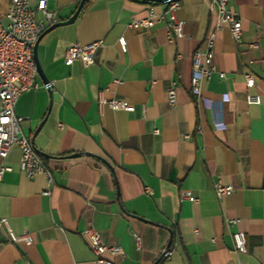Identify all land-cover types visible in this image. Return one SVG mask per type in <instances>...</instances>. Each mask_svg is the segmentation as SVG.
<instances>
[{"label":"crops","instance_id":"1","mask_svg":"<svg viewBox=\"0 0 264 264\" xmlns=\"http://www.w3.org/2000/svg\"><path fill=\"white\" fill-rule=\"evenodd\" d=\"M80 1L46 0V9L62 21ZM177 1L184 36L174 40L162 21L127 27L150 7L166 9L150 0H85L72 22L41 34L37 57L52 88L38 76L37 87L21 92L13 110L23 118L22 133L48 155L52 182L25 175L17 146L0 158L11 168L0 181V217L15 234L32 237L30 244L14 242L0 227V264H94L82 235L89 226L105 244L120 247L106 254L113 264H153L170 236L171 249L157 264H264V105L246 99L264 100V0L229 2L241 18L243 42H258L255 52L244 53L226 26L215 31L213 71L200 86L213 99L228 95L223 129L190 92L192 55L205 47L213 18L203 0ZM9 2L0 0L3 23ZM97 39L103 44L93 63H65L68 46ZM244 70L253 73V86L245 84ZM171 84L174 104L167 98ZM99 96L129 106L100 107ZM217 181L232 191L218 198ZM237 230L246 234L245 253L233 251Z\"/></svg>","mask_w":264,"mask_h":264},{"label":"built area","instance_id":"2","mask_svg":"<svg viewBox=\"0 0 264 264\" xmlns=\"http://www.w3.org/2000/svg\"><path fill=\"white\" fill-rule=\"evenodd\" d=\"M213 18V28L205 38V47L196 49L192 55V71L190 76V92L195 97L198 104L207 108L213 114V124L217 129H223L225 123L222 119L223 104L228 101V95L222 94L219 99L204 96L201 93V81L208 77L213 71L211 63V50L215 40V31L226 26L237 46L242 47L244 53L255 52L258 49L256 40L243 42L242 22L240 16L229 7L230 0H203ZM166 9L160 13L152 7L147 11L146 16L141 18H131L127 22V27L132 29L149 28L156 22L162 21L166 24L168 40H174L184 36V21L178 19L174 13L179 6L177 0H167ZM38 13L41 16H38ZM6 23L0 18V158H5L12 146H17L20 151L19 166L29 178L37 174H43L47 183L52 182L51 170L43 160V156L33 146L31 139L21 131L20 124L23 118L14 113V104L18 95L29 89L37 87V72L35 69L32 50L39 35L52 23L56 22L54 12L46 9V0H37L32 6L29 0H10L5 13ZM118 43L122 51H126L127 45L123 37L118 38ZM103 44V39L93 40L85 44L73 43L66 49L64 61L71 64L75 60H80L84 65L93 63L96 49ZM254 58H249L248 63H253ZM220 77L224 73L220 72ZM244 82L247 86L255 84V78L250 70L243 71ZM48 91L52 88V82L44 84ZM167 98L171 104L175 103V86L171 84L167 88ZM248 103L263 104L257 94L247 95ZM99 106L107 105L112 109H124L129 106V102L123 99L98 97ZM61 126V124H59ZM11 168L8 165L0 164V181L5 172ZM145 192L150 193L149 187H145ZM233 189L232 185L222 182L214 183V192L218 198L228 194ZM46 190L44 194H49ZM183 197L191 198L187 192H182ZM195 200V198H191ZM0 227L7 229L9 238L14 242H24L30 244L32 237L28 231L15 234L9 227L7 219L0 217ZM88 247L94 258V264H113L106 254L120 253L121 249L117 245L105 244L99 232L93 227H86L82 231ZM135 244L139 246V236L132 233ZM233 241V251L237 253L247 252V238L245 232L237 230L231 234Z\"/></svg>","mask_w":264,"mask_h":264},{"label":"water","instance_id":"3","mask_svg":"<svg viewBox=\"0 0 264 264\" xmlns=\"http://www.w3.org/2000/svg\"><path fill=\"white\" fill-rule=\"evenodd\" d=\"M85 0H81L79 5L77 6L76 10L73 12V14L66 20H62V21H57V22H54L52 23L50 26H48L43 32L45 31H49L59 25H62V24H66V23H70L72 22L76 17L77 15L79 14V11L81 10L82 6H83V3H84ZM150 1H157V2H166L167 0H150ZM42 32V33H43ZM41 33V34H42ZM41 34L39 35V37L41 36ZM39 37L37 38V40L35 41L34 43V46H33V50H32V57H33V60H34V64H35V69H36V72H37V75L43 80L45 81L46 83H48V79L47 77L45 76L44 72H43V69L40 65V62H39V59L37 57V52H36V47H37V43H38V40H39ZM48 81V82H47ZM45 83V84H46ZM31 142L33 144V139L31 138ZM38 151V150H37ZM39 152V151H38ZM42 156H48L47 154L45 153H42V152H39ZM71 156H78L77 153L75 154H72ZM98 157V156H97ZM99 159H101L104 163H106L108 166L109 164L107 163L106 160H104L103 158L101 157H98ZM171 236L169 237V240L164 248V250L162 251L161 255L153 262V264H157L158 261L160 260V258L162 256H164L167 252L170 251L171 249Z\"/></svg>","mask_w":264,"mask_h":264},{"label":"trees","instance_id":"4","mask_svg":"<svg viewBox=\"0 0 264 264\" xmlns=\"http://www.w3.org/2000/svg\"><path fill=\"white\" fill-rule=\"evenodd\" d=\"M43 160H45V158L43 157Z\"/></svg>","mask_w":264,"mask_h":264}]
</instances>
